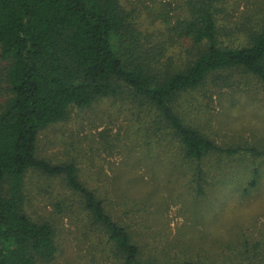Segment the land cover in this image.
Listing matches in <instances>:
<instances>
[{"label":"rangeland","instance_id":"rangeland-1","mask_svg":"<svg viewBox=\"0 0 264 264\" xmlns=\"http://www.w3.org/2000/svg\"><path fill=\"white\" fill-rule=\"evenodd\" d=\"M120 2L130 14L125 47L132 51L134 63L160 75L194 57L193 41L174 29L190 16L189 0ZM221 7L225 42H244L264 22V0H222ZM6 64L0 56V75ZM216 76L180 97L182 115L222 146L256 145L264 150L261 81L239 70L223 72L219 80ZM8 94L2 81L0 107ZM160 127L149 106L126 90L88 108L72 107L66 119L40 131L37 153L53 163L74 160L81 179L98 187L112 215L137 229L145 241H139L146 246L144 258L155 256L160 264L182 257L249 263V257L262 250L259 257L264 260V175L248 194L237 176L252 158H226L220 165L215 157L207 159L200 180L206 193L198 195L197 176L186 166L183 171L177 168L172 158L177 156V142L158 131ZM225 168L232 173L223 176ZM25 190L27 214L35 221L51 222L57 234V256L43 264H121L103 234L90 227L80 199L61 178L30 171ZM248 249L252 251L245 254Z\"/></svg>","mask_w":264,"mask_h":264},{"label":"trees","instance_id":"trees-1","mask_svg":"<svg viewBox=\"0 0 264 264\" xmlns=\"http://www.w3.org/2000/svg\"><path fill=\"white\" fill-rule=\"evenodd\" d=\"M221 1L189 0L190 16L174 29L180 28L179 36L190 38L197 51L183 66L159 75L130 58L125 36L132 23L120 0H0V56L7 61L0 83L9 93L0 107V264L49 263L58 253L52 223L35 221L25 210L30 171L63 180L80 199L90 227L103 234L121 264H160L155 256L143 257L146 246L139 241H145L137 229L112 215L98 187L81 179L74 160L53 163L37 153L40 131L66 119L72 107L88 108L126 90L155 113L162 125L158 131L176 140L173 161L197 176L198 195L206 193L200 180L206 160L214 157L219 165L226 158L251 157L237 176L244 194L259 186L264 150L222 146L179 110L183 94L200 88L209 76L226 77L220 74L228 70L254 75L264 87V22L244 42H225ZM231 173L225 168L223 176ZM261 252L249 263L182 257L168 264H264Z\"/></svg>","mask_w":264,"mask_h":264}]
</instances>
